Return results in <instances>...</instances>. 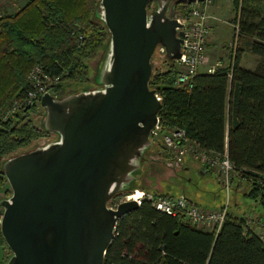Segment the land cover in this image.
<instances>
[{"label": "trees", "instance_id": "obj_1", "mask_svg": "<svg viewBox=\"0 0 264 264\" xmlns=\"http://www.w3.org/2000/svg\"><path fill=\"white\" fill-rule=\"evenodd\" d=\"M99 1L28 0L17 12L4 16L0 21V112L30 89L28 73L36 66L60 77L57 91L87 82L85 62L108 36L96 15ZM262 2L232 0L240 37L229 69L198 74L192 89L186 91L175 87L177 67L164 58L165 70L152 74L149 89L161 97L158 118L163 132L182 130L201 149L226 153L249 187L244 196L254 203L253 208L264 211ZM175 10L185 14L184 4ZM243 53L258 57L262 64L244 69L240 66ZM42 110L36 104L0 124V191L9 194L4 160L46 136L32 120ZM0 246H6L1 234ZM103 264H264V242L243 218L231 213L214 233L192 227L181 215L161 213L144 200L118 221Z\"/></svg>", "mask_w": 264, "mask_h": 264}, {"label": "water", "instance_id": "obj_2", "mask_svg": "<svg viewBox=\"0 0 264 264\" xmlns=\"http://www.w3.org/2000/svg\"><path fill=\"white\" fill-rule=\"evenodd\" d=\"M178 1H99L109 35L96 78L102 88L43 96L42 129L58 139L2 164L6 264H103L118 221L138 208L135 200L108 203L131 187L152 145L161 103L149 89L151 61L158 46L169 62L181 56L180 25L168 15Z\"/></svg>", "mask_w": 264, "mask_h": 264}, {"label": "built area", "instance_id": "obj_3", "mask_svg": "<svg viewBox=\"0 0 264 264\" xmlns=\"http://www.w3.org/2000/svg\"><path fill=\"white\" fill-rule=\"evenodd\" d=\"M214 0H196L190 4L186 0H179L177 4H184L185 15L176 16L173 19L180 25L177 32L181 33V56L174 64L178 74L175 80V87L182 90H191L194 79L200 74V68L206 67L205 73L214 74L218 70L229 69L233 64V57L239 41L238 24L232 23L233 36L227 43L226 48L229 55V64L225 67L221 61L207 66V50L211 38V22L217 19L212 17L207 9ZM4 18L3 7L0 5V21ZM1 33V26H0ZM160 57H165V49L158 46L155 50ZM230 77V73L227 74ZM59 76L47 75L44 70L36 66L28 75L29 90L22 96L14 98L9 105L0 112V124L13 120L22 110L40 105V99L49 95L54 99H61L60 92L56 87L60 84ZM100 88L94 89L99 90ZM156 100L161 102V97L156 93ZM160 135L162 143L167 150L165 162L169 166L182 167L186 165V160L199 164L201 172L214 174L219 185L224 189L226 195L230 193L235 182H240L241 176L234 170L227 154H217L215 152L201 149L197 144L185 137L182 130H170L163 132L159 118L151 131L150 139L153 140ZM240 179H239V178ZM238 178V179H237ZM242 181V180H241ZM244 181V179H243ZM9 190V187H8ZM6 192V191H5ZM6 194V193H5ZM10 196V190L7 198ZM2 198L1 200L7 199ZM128 200V197L126 198ZM125 200V201H126ZM148 201L157 211L177 216L181 215L192 227L218 233L228 214V200L217 209H208L191 202L185 195L171 196L142 193L140 198L135 200L140 206L142 201ZM115 209L117 207H111ZM3 210L0 207V224ZM245 225L253 231L264 242V221L256 217L253 213H248L244 217ZM8 258L0 264H6Z\"/></svg>", "mask_w": 264, "mask_h": 264}, {"label": "rangeland", "instance_id": "obj_4", "mask_svg": "<svg viewBox=\"0 0 264 264\" xmlns=\"http://www.w3.org/2000/svg\"><path fill=\"white\" fill-rule=\"evenodd\" d=\"M17 1L21 3L24 0H17ZM25 1L26 3L28 2V0H25ZM177 5L173 4L169 11L168 15L171 18H174L176 16L181 17L185 15L184 13L179 12V10H175ZM154 8L155 6L151 4L149 7V11H152ZM17 11L18 9L15 12ZM15 12H13L12 14H14ZM261 15L264 17V0L261 5ZM92 19L95 20L94 16L92 17ZM99 20H95V22L100 23ZM231 29H232L231 35L233 36L232 25H231ZM232 36H230L231 39H232ZM108 43H109V35L107 36L103 46L96 52L93 58L85 62L87 66V82L79 86H69V87L63 88L62 90L59 91L61 97L69 95V94H73V93L82 92V91L94 90V89L101 87L100 85L95 84V83H96L98 71L101 68V65L103 63V59H104V55L107 50ZM218 55L216 56V53L213 55H210L209 63L213 64L216 61H219ZM226 56L227 55H225L224 61H225V64L228 65L229 55L227 57ZM163 61H164V58L160 57L159 54L155 52V54L152 57V61H151L152 68H153L152 74L157 71L161 72L165 70ZM241 64L243 65V67H245L248 70H254L258 65L262 64V62L259 58L246 53L241 58ZM38 114L34 115L32 120H33V124L37 128L41 129L42 121H43V110L39 112ZM57 139H58V136L56 134L46 132L45 137L32 142L28 148L19 150L17 153L11 156L17 155L19 153L31 151L38 147L45 146L51 142L56 141ZM151 142H152L151 147L148 150H146L143 154L140 169L135 173L136 180L131 184V187L129 189L123 190L120 193V195L111 199L108 203V206L114 207L118 205L119 203L125 201L127 197L134 194L136 191H140V193L151 194L155 196H160V195L165 196L168 194H172V195H182L183 194L187 197H190L191 199H194L195 201H198L199 203H204V204L209 203L210 206L216 207L217 205L215 204H220L218 208L224 205L226 201L228 200V203H229L228 213L234 209V200L236 197L238 198V202L236 206L239 207V209L240 208L244 209L246 206L250 207V205L254 204L251 200L242 196V195H245L249 189V187H247V184L242 179H241L242 181L240 180V182H243L245 186L238 187L239 188L238 190H242L240 192L241 194L237 193V195L235 196V193L233 191L234 186L239 183L237 181L234 183V186L230 190V193L226 195L224 189L217 182L214 174H209V173L203 174L201 172L202 170L200 169L199 164H196L193 162L186 163V165L184 164L182 167L180 166L174 167V166L167 165L165 162L167 150L165 149V146L162 143V139L160 135L156 137L155 139L151 140ZM186 161H190V160H186ZM185 166L187 167V169H184ZM7 196H8V193L5 194V190L0 191V199L7 198ZM255 208H256V211H258L262 216H264V211L261 207H255ZM210 209H215V208L213 207ZM247 211L248 210L245 211L244 209V211L242 212L247 213ZM251 211L252 210H250L248 213H251ZM262 219L264 218L262 217ZM10 254L11 253L6 246L5 247L0 246V261L1 262L5 261L10 256Z\"/></svg>", "mask_w": 264, "mask_h": 264}, {"label": "crops", "instance_id": "obj_5", "mask_svg": "<svg viewBox=\"0 0 264 264\" xmlns=\"http://www.w3.org/2000/svg\"><path fill=\"white\" fill-rule=\"evenodd\" d=\"M22 2H21L22 3L21 4L17 0H0V5L2 7H4L3 8L4 16L10 15L13 12H15L17 9L19 10L22 7H24V5L26 4V1L24 0ZM207 11L212 17L216 18L217 20L211 22V38H210V41L208 44L206 65L211 64V63H209L210 55H213L216 53V56L219 54L218 60L221 61L225 67H227V64H225V61H224L225 55L228 56V54H227L228 52L226 50V44L231 39L230 38V36H232L231 35V31H232L231 24L233 23V21L235 19L234 16H236V14H234L235 10H234L232 0H214L213 4L208 7ZM244 54H246V53H243L241 55V58L243 57ZM240 66L243 67V65L241 63H240ZM205 68L206 67L200 68V73H204ZM243 68L246 69L245 67H243ZM186 163H192V162L187 161ZM184 169H187V167L185 166ZM202 173L204 174V172H202ZM243 184H244L243 182H239L237 185L234 186L233 191L235 193V196L237 195V193H240L242 191V190H238L239 189L238 187L245 186V184L244 185ZM168 195L179 196V195H172V194H168ZM242 196L245 197L244 195H242ZM187 198L191 202L196 203V204L203 206L204 208H208V209L213 208V207L216 209L220 205V204H215V205H217L216 207L210 206L209 203L208 204L199 203L198 201H195L194 199H191L190 197H187ZM237 202H238V198L236 197L234 200V209L232 211H230L229 213L235 215L236 217L244 219V217L247 215V213L250 210H253V211H251V213L255 214V216H258L259 218H262V217L264 218V216H262L258 211H256V208L252 207V205H250V207H247L245 205L246 207L244 209H245V211L246 210H248V211H247V213H243L242 211H244V209L243 208L239 209V207L236 206ZM254 211L258 212V214H256ZM262 220H264V219H262Z\"/></svg>", "mask_w": 264, "mask_h": 264}, {"label": "bare ground", "instance_id": "obj_6", "mask_svg": "<svg viewBox=\"0 0 264 264\" xmlns=\"http://www.w3.org/2000/svg\"><path fill=\"white\" fill-rule=\"evenodd\" d=\"M141 194L142 193H140V191H136L134 194H132V195H130L129 197H128V200H137V199H139L140 198V196H141Z\"/></svg>", "mask_w": 264, "mask_h": 264}]
</instances>
